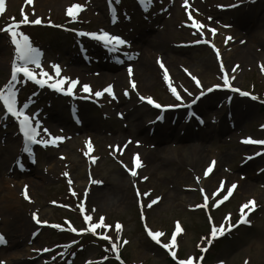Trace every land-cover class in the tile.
Here are the masks:
<instances>
[{"label": "rangeland", "instance_id": "rangeland-1", "mask_svg": "<svg viewBox=\"0 0 264 264\" xmlns=\"http://www.w3.org/2000/svg\"><path fill=\"white\" fill-rule=\"evenodd\" d=\"M32 3L5 0L0 29L19 24L15 30L40 50L42 69L52 77L41 87L18 73L14 83L17 108L33 126L39 122L36 140L49 142H26L0 101V264H178L189 258L192 264H264V144L244 142L264 140V0ZM76 3L82 9L73 19L67 10ZM22 10L41 23H21ZM193 20L203 28H194ZM81 32H107L126 43L115 53ZM10 39L0 31V88L15 59ZM28 67L41 78L39 68ZM61 77L78 81L71 95L67 82L61 92L47 86ZM192 77L203 90L220 87L192 103L202 90ZM85 84L89 92L82 91ZM109 86L112 95L104 91ZM140 96L178 106L156 108ZM51 137L64 139L53 144ZM134 154L142 164L135 177L121 164L131 168ZM249 201L254 206L243 208L245 222L237 224ZM33 213L46 223L38 224ZM177 222L181 231L172 242ZM222 223L236 226L211 237L212 226ZM146 227L163 234L161 244ZM166 243L172 246L165 249Z\"/></svg>", "mask_w": 264, "mask_h": 264}, {"label": "snow or ice", "instance_id": "snow-or-ice-1", "mask_svg": "<svg viewBox=\"0 0 264 264\" xmlns=\"http://www.w3.org/2000/svg\"><path fill=\"white\" fill-rule=\"evenodd\" d=\"M27 2L29 4L32 3V0H27ZM117 2H119V0H117ZM150 2V0H139V3L141 4V6H143L145 3ZM111 3V0H110ZM185 4H187V0H185ZM231 6H235V5H231ZM223 7V6H221ZM82 9V5L76 3L73 4L71 7L68 8L67 10V14L71 17H73V19H75V12L79 11ZM5 10V0H0V13L4 12ZM22 16H23V20L21 21V23H32V24H40L41 20L39 18L35 19V20H31L29 21L27 16L24 15L23 10H22ZM189 18L191 19V14H189ZM19 24H13L10 26H6L4 29H0V31H7L10 35V42L12 45H14L15 47V59L12 63V67H11V78L8 81V83L5 85L4 88H0V101H2V108L3 110L6 112V114L11 115L14 119H16V121L18 122L19 125V129L21 131V133L23 134L24 140L26 142H31V143H44L45 146L47 145V143L49 141H37L36 137L39 135V132L37 131V129L40 127L39 122L36 123L35 126H33L32 124V117H30L29 115H26L23 111V108H17V99H16V91L14 88V83L17 81V74L18 73H22L23 77L26 78L27 80H31L34 83H36L37 85L43 87L45 86L46 80L44 79L45 77L47 79H52V77L50 76L49 73L43 71L41 63H40V50L36 47H33L32 44L29 41V37L25 34H23L22 32L16 31L15 29L19 28ZM192 26L194 28H196L197 30H200L201 28H203V25H201L198 21L193 20V24ZM210 31H212L213 33H215L214 29H210ZM79 35H89L91 36L92 39L97 40V41H101L103 42V44L105 46H111V49H115L116 47L125 44L126 42L121 39L118 36H112L109 35L107 32H101L100 34H96V33H79ZM226 39H231V37H228ZM199 41H197L198 43ZM214 47V46H213ZM217 57L219 59V53L217 52ZM17 61H19V64H17ZM159 63V61H158ZM28 65H35L36 68L40 69L39 72V76L41 78H37L36 74L30 70V68L28 67ZM161 68H164V65L161 63ZM53 70L55 71L56 76L59 77L60 75V69L58 65H52ZM224 68L221 65V72H224ZM129 75L131 78V69H129ZM164 80L167 82L169 80V76L168 73L165 69L164 72ZM193 80L196 81L197 87H200L202 89V85H200L199 80L196 77H192ZM65 82H67V89L65 91V89L62 87V85L65 84ZM130 83L133 89L136 88V85L133 81H131L130 79ZM78 84L77 80H71L67 77H61L57 80H55L54 83H48L47 86L51 89H54L58 92L61 91H65V94H69L71 95L73 92V89L76 87V85ZM169 89L172 92V95L178 100H182L181 96L178 94V92L175 90V88L169 84ZM220 85H213L212 87L206 89V90H201L200 94L198 96L195 97V99L192 101V103H195L197 100L200 99V97H202L203 95H205V91L207 92H211L213 91L214 88H219ZM223 87L224 88H229L230 84H229V77L227 75L223 76ZM82 91L84 92H89L90 88L87 84L83 85ZM104 91L108 92L109 95H112L111 92V86H109L108 88L104 89ZM187 91V90H185ZM231 91L233 92H237L239 91V94L241 96H249L250 94L247 92H243L240 91L238 89L232 88ZM125 96L128 95L127 90L125 91ZM189 95H192L191 93H188ZM102 93L101 92H95V96L99 97L101 96ZM139 99L141 101H147L148 104L152 105L153 107L156 108H161V107H177L178 105H169V106H161L158 103H155L153 101L152 98L150 97H144V96H140ZM251 99L256 100L257 97L252 96ZM264 127V126H262ZM44 132L47 134V129H44ZM50 135V134H49ZM63 137H51V143H55L58 140H63ZM131 141H129L130 143ZM245 143H256V144H264V140L258 141V140H252L251 138H248L244 141ZM87 146L89 148H91L90 143H87ZM122 154L123 149L120 148V146H116ZM123 147H127V145L125 144ZM24 151L26 152H30V150L28 149V145L27 143L24 144ZM260 153H257V155H259ZM87 155V153H86ZM252 157H248V159H251ZM122 166L125 167V169L127 171H129L130 175L135 177L137 176V172L136 169L139 167H142V164L139 160L138 154H134L133 156V161H132V167L129 168L128 165H124L123 162L121 161ZM208 171H211V166L209 167ZM208 171L205 172V175L208 174ZM64 175H68L67 173H65ZM146 179V177H145ZM94 183H100V181H93ZM221 186H223V182H221ZM236 187L235 184L231 185L230 187L227 188V193L231 194L233 189ZM203 191V190H202ZM24 198L26 200L30 199L29 196L27 195V190L25 188L24 192H23ZM137 195H140V193H137ZM144 196H148L150 195V193H144ZM224 200L228 199V195H225L223 197ZM159 200V197L154 198L150 201L148 207H151L152 205H155ZM205 203H207V197H205ZM248 205H253L254 206V201H249L248 204L243 205L241 212V219L240 221L237 222V224L241 223V222H245L244 219V214H243V208L248 207ZM142 219L144 218L143 216L141 217ZM103 217H101V222L103 221ZM229 219V217H225V220L227 221ZM33 220H35L38 224L39 223H46V222H42L38 219V216L36 213H33ZM85 220L86 222L91 220L90 216H85ZM210 222H211V218H210ZM103 226L102 224H93L92 228L95 229L97 227H101ZM236 225H232V224H228V228L225 229L224 224L222 223L219 227H216L215 225L212 226L211 229V237L215 238L217 236V234L219 233L220 235H223L225 231H230L231 228L235 227ZM53 227H56L55 225H53ZM116 228L119 230L121 228V226L119 225V223H117ZM73 231H76L75 229H73ZM181 231V227L179 225V223L177 222L176 225V229L175 232L173 233V237H172V242L175 241V235L176 233ZM146 232L147 235L153 240L155 241L157 244H161V241L158 239L159 237H161L163 234L159 231L153 232L152 230L148 229L146 227ZM106 239H110L109 237H105ZM5 242V239L2 235H0V243ZM211 239H209L208 243L211 244ZM124 243H127V241H125ZM172 246V243H166V244H162V247H164L165 249H169ZM116 249V245L113 244V250ZM206 249H201V251H205ZM118 258V257H117ZM178 264H192L191 258H189L188 260H181L178 262Z\"/></svg>", "mask_w": 264, "mask_h": 264}, {"label": "bare ground", "instance_id": "bare-ground-1", "mask_svg": "<svg viewBox=\"0 0 264 264\" xmlns=\"http://www.w3.org/2000/svg\"><path fill=\"white\" fill-rule=\"evenodd\" d=\"M35 4H36V1H33L32 5L35 6ZM241 48H243V50H246V49H247V48L244 47V46H242ZM239 52H241L240 49H239ZM102 66H106V65H102ZM102 66H101V67H102ZM106 78H107V77H104L103 79H104V80H107ZM140 132H142V130H141ZM185 143H186V142H185ZM187 143H188V142H187ZM189 144H190V142H189ZM170 147H173V146H170ZM11 257L17 258V257H19V254H18V253H13V254L11 255Z\"/></svg>", "mask_w": 264, "mask_h": 264}]
</instances>
